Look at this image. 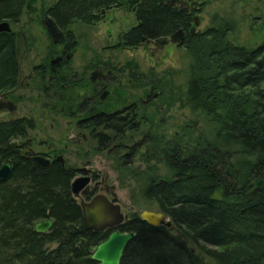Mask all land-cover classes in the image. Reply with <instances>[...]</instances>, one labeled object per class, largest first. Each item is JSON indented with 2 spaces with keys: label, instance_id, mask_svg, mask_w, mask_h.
<instances>
[{
  "label": "trees",
  "instance_id": "16d2710c",
  "mask_svg": "<svg viewBox=\"0 0 264 264\" xmlns=\"http://www.w3.org/2000/svg\"><path fill=\"white\" fill-rule=\"evenodd\" d=\"M119 1L56 0L49 9L59 23L91 22L99 19L101 7ZM167 1L138 0L137 22L115 47L135 48L145 36L182 28L180 46L191 58L183 104L211 127L184 143L151 133L154 115L148 113L151 127L138 140L132 133L131 148L97 149L108 150L116 169L140 183L144 201L156 204L199 250L173 227L152 224L136 211L114 228L88 229L71 190L76 170L57 162L43 168L23 157L21 140L33 120L9 117L0 118V166L14 164L11 176L0 180V264H96L92 252L117 228L136 232L121 264H264V40L256 45L231 40L234 25L227 19L192 30L197 8ZM26 2L0 0V21H18ZM18 50L15 31H1L0 93L16 85ZM113 117L99 115V123L122 135L114 122L127 119ZM100 137L102 145H110L104 131ZM136 159L146 165L134 168ZM48 218L52 227L37 232L35 224Z\"/></svg>",
  "mask_w": 264,
  "mask_h": 264
},
{
  "label": "flooded vegetation",
  "instance_id": "af4514ba",
  "mask_svg": "<svg viewBox=\"0 0 264 264\" xmlns=\"http://www.w3.org/2000/svg\"><path fill=\"white\" fill-rule=\"evenodd\" d=\"M137 1L120 0L109 6H103L95 13L98 14L99 19L91 22L75 20L69 23H59L49 9L56 0H27L25 7H31L32 13L29 21L21 22V16L18 21L11 24V31H15L19 42V72L16 85L2 93H6V98L14 103L15 109L13 111L7 108L1 109L0 112L8 110L9 114L0 116V118L25 117L34 119V128L29 130L28 135L21 140L22 152L26 147H30L35 151V154L48 159L49 166L57 162L73 167L76 170L73 179L82 174H88L90 176L89 183L93 181L94 186L89 190L88 184L82 190L80 197L84 196L85 200L91 199L97 193H104L112 198L116 186L113 187L114 184L109 183L108 176H103L92 167H75L69 163L67 157L69 148H131L132 133L136 135L139 132L141 137L144 136L142 132L146 130L142 129L147 125V107L153 102V97L156 94L148 90L144 73L133 76L135 80L137 79V86L130 82V78L132 79L130 76H128L129 82L121 81V76L125 75L126 71L130 75L132 68L138 69L137 62L128 60L122 64H117L99 54L88 58L84 53H80L79 45L84 33L81 32L80 27L81 25L92 27L101 21H106L107 16L115 10H122L125 13L133 12L136 18ZM167 2L188 9L192 7L187 0H168ZM24 11L25 8L23 13ZM195 14L196 12L193 16ZM47 17H51L55 22V33L49 32L45 22ZM127 29H120L116 32L117 40ZM44 39L48 42L45 43ZM20 43L24 45L21 50ZM143 44L144 42L141 45ZM115 45L116 43L109 45V47L118 48ZM25 61L29 62L27 72L22 66ZM19 88L25 89L27 92H19ZM132 88L141 89L145 96L142 94L135 96L134 92L131 91ZM34 93L36 95L32 96ZM32 102L36 105L33 108V113L29 108ZM18 108L26 109L27 112L16 114ZM99 115L101 117L111 115L115 119L120 117L127 119L124 120L123 124L120 123L121 121L114 122L115 125L119 123L123 134L118 135L110 128H106L103 123L100 124ZM57 116H60L59 121L62 123L65 135L54 140L49 134V128L47 126L42 127V120H50V129H52L56 127ZM132 126L135 128L133 132ZM35 129L37 131L33 133ZM103 131L109 139H112L108 141L110 145H102L100 134ZM116 135L118 137L128 136L129 138L125 141L116 140ZM144 146L141 145L138 148ZM83 168H86L87 171H83ZM97 189L100 192L95 193ZM84 191H87L90 197H86L83 194ZM123 214L127 219L129 215L124 212Z\"/></svg>",
  "mask_w": 264,
  "mask_h": 264
},
{
  "label": "rangeland",
  "instance_id": "374dc122",
  "mask_svg": "<svg viewBox=\"0 0 264 264\" xmlns=\"http://www.w3.org/2000/svg\"><path fill=\"white\" fill-rule=\"evenodd\" d=\"M187 1L197 8L195 15L199 17L200 23L195 26L196 30H203L213 23L227 19L234 25L229 35L231 40L248 45H256L264 40V0ZM31 14V7H25L21 22L29 21ZM134 23H136V18L133 12L128 11L125 13L122 10H115L107 16L106 21H101L92 27L81 25V32L84 33L79 45V52L84 53L88 58L99 54L102 57L113 60L117 64H122L128 60L137 62V70L132 68L130 75L126 71L125 75L120 76L121 81L126 83L127 81L129 82L128 76L132 77V79L130 78V82L137 86V79L135 80L133 76H137L138 73H144L146 75L148 90L156 94L153 97V102L148 105L146 113V115L148 113L152 114V116L154 115L152 127L148 124L145 125L142 130L146 131L142 132V135L144 133L147 134V131L151 127V133L157 131L160 137L165 135L166 139L177 136L184 143L194 140L202 131L207 132L211 125L205 122L202 116L193 113L188 106L183 104L182 98L187 87L188 67L191 60L187 50L180 45L168 44L164 50L166 54L158 59V56L155 57V55L151 54L150 48L145 44L132 49L109 47V45L115 44L118 41L116 32L120 29H127ZM44 41L45 43L48 42L45 39ZM20 45L21 50L24 48V45L21 43ZM28 64V61L22 63L25 72L28 71ZM154 84H158L159 87L155 88ZM131 91L134 92L135 96L141 94L145 96V93L141 89L132 88ZM19 92L27 91L19 88ZM35 95L34 93L32 96ZM35 107L36 105L33 102L29 105L31 113L34 112L33 108ZM30 111L28 110V112ZM26 112V109L22 110L18 108L15 113L23 114ZM8 114V110L0 112V116ZM57 118L56 127L52 129H50V120L41 119L43 121L42 127L47 126L49 128V134L54 140L65 135V130L59 121L60 116H57ZM33 121L35 120L33 119ZM35 131L37 130L35 129L33 133ZM135 136V139L138 140L141 134L138 132ZM143 148H146V146ZM67 157L69 163H72L75 167H92L103 176H108L109 183H113L116 186L115 190L119 196L122 211L125 214L129 215L135 211L141 213L145 209L161 211L156 204H148L144 201L139 182H135L126 171L121 173L116 169L114 158L108 153V150L69 148ZM159 163V172L162 173L164 172V167L162 162ZM145 165L144 162L136 159L134 168L144 167ZM93 186L94 182L91 181L88 189L91 190ZM97 192L100 191L97 189L95 193ZM80 198L84 199L85 197L82 196ZM166 217L170 219L168 215ZM171 227L178 234L182 235L193 249L199 250L198 245L187 237L185 233L181 232L178 227H174L173 223ZM201 244L206 245L203 242ZM207 245L211 246L210 244Z\"/></svg>",
  "mask_w": 264,
  "mask_h": 264
},
{
  "label": "water",
  "instance_id": "95a60500",
  "mask_svg": "<svg viewBox=\"0 0 264 264\" xmlns=\"http://www.w3.org/2000/svg\"><path fill=\"white\" fill-rule=\"evenodd\" d=\"M195 25L192 30H195V26L199 25L200 20L198 16H194ZM46 24L49 32H56V24L51 17H47ZM11 23L7 20L0 21V32L11 31ZM144 44L150 48L152 55L158 56L157 58L165 55V47L168 44L181 45L184 39V31L179 28L170 35H163L157 38H150L145 36ZM7 108L10 111L15 109V105L12 101L6 98V93H0V110ZM23 156H30L31 160L43 168L49 167V160L45 157L35 154V151L26 147L23 152ZM14 164L12 162H4L0 166V180L8 179L11 176ZM83 171H87L83 168ZM90 176L88 174H82L75 177L71 181V190L75 198L80 202L83 210V222L88 229L103 230L109 227H114L122 223L125 219V215L121 211V205L119 203V196L117 192H113V197L109 198L104 193H97L91 199H79L82 190L89 184ZM115 187V185H113ZM140 216L142 219L149 221L155 225L165 224L167 226L172 225L171 219L166 217L163 211H155L145 209L141 211ZM53 225L51 218L39 221L35 224L34 229L37 232L44 233L48 231ZM136 236V232L122 231L119 228L113 230L106 239L101 241L91 254V259L96 264H121V260L124 251L128 243Z\"/></svg>",
  "mask_w": 264,
  "mask_h": 264
}]
</instances>
